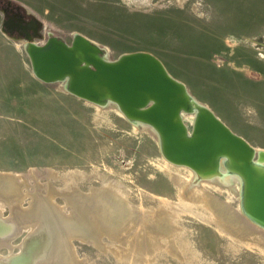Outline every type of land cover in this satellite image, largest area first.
I'll list each match as a JSON object with an SVG mask.
<instances>
[{
	"label": "rangeland",
	"instance_id": "1",
	"mask_svg": "<svg viewBox=\"0 0 264 264\" xmlns=\"http://www.w3.org/2000/svg\"><path fill=\"white\" fill-rule=\"evenodd\" d=\"M14 1L40 20L34 41L79 33L106 59L153 53L264 150V0ZM25 41L0 30V263L23 248L20 264H264V228L223 161L206 174L171 162L115 103L32 77Z\"/></svg>",
	"mask_w": 264,
	"mask_h": 264
},
{
	"label": "water",
	"instance_id": "2",
	"mask_svg": "<svg viewBox=\"0 0 264 264\" xmlns=\"http://www.w3.org/2000/svg\"><path fill=\"white\" fill-rule=\"evenodd\" d=\"M6 27L5 20L1 29L8 33ZM23 39L38 78L64 80L69 92L100 104L113 102L127 117L151 125L159 137L162 154L171 162L206 174L218 171L212 169L219 155L228 156L243 181L242 210L264 228V167L257 164L264 158V150H257L198 101L200 106L193 109L196 112L188 131L182 113L193 111L188 107L192 96L156 55L134 50L106 59L99 45L79 33L69 43L52 34L43 42L31 36ZM225 168L228 170L226 164ZM29 241L28 246L40 244L34 238ZM28 251L22 248L12 262L28 263Z\"/></svg>",
	"mask_w": 264,
	"mask_h": 264
},
{
	"label": "flooded vegetation",
	"instance_id": "3",
	"mask_svg": "<svg viewBox=\"0 0 264 264\" xmlns=\"http://www.w3.org/2000/svg\"><path fill=\"white\" fill-rule=\"evenodd\" d=\"M0 13L1 25L6 20L9 35L18 38L26 36L35 38L41 35L40 20L16 1L0 0Z\"/></svg>",
	"mask_w": 264,
	"mask_h": 264
},
{
	"label": "bare ground",
	"instance_id": "4",
	"mask_svg": "<svg viewBox=\"0 0 264 264\" xmlns=\"http://www.w3.org/2000/svg\"><path fill=\"white\" fill-rule=\"evenodd\" d=\"M196 106H200L199 103L193 97L190 98L189 104H188L189 110L195 109ZM142 124H144V125L149 126V127L152 128V126L149 125V124H147V123H142ZM262 152H264V151H262ZM221 161H223L227 165L228 172L230 173V176L233 179H241V176H240L239 172L237 170H235L234 165H233L232 161L230 160V158H228V156H224V155L223 156H220L219 155L218 158H217V163H216V165L214 166V168L212 170L217 169L218 166L220 165V162ZM257 164L260 167H264V158L260 159ZM241 187L243 188V181L241 182ZM9 230L12 231L13 229L10 228Z\"/></svg>",
	"mask_w": 264,
	"mask_h": 264
},
{
	"label": "crops",
	"instance_id": "5",
	"mask_svg": "<svg viewBox=\"0 0 264 264\" xmlns=\"http://www.w3.org/2000/svg\"><path fill=\"white\" fill-rule=\"evenodd\" d=\"M0 16H1V20H2V15H1V13H0ZM1 22V21H0ZM0 30H1V32H3V33H5L2 29H1V23H0ZM2 35V34H1ZM7 35H8V33H7ZM30 61V60H29ZM24 65V64H23ZM32 71V70H31ZM31 75H32V77H34V78H38L35 74H34V72L32 71V73H31ZM38 79H40V78H38Z\"/></svg>",
	"mask_w": 264,
	"mask_h": 264
}]
</instances>
